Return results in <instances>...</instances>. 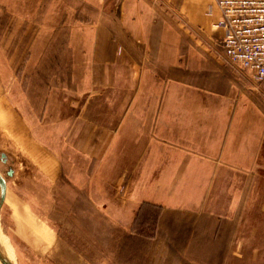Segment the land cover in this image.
I'll return each mask as SVG.
<instances>
[{
  "label": "crops",
  "instance_id": "1",
  "mask_svg": "<svg viewBox=\"0 0 264 264\" xmlns=\"http://www.w3.org/2000/svg\"><path fill=\"white\" fill-rule=\"evenodd\" d=\"M219 1L123 0L122 20L129 21L126 26L136 41L159 44L158 61L177 71L157 76L149 64L126 55L115 64L98 65L104 70L103 77L115 75L116 82H112L111 91L109 84H101L105 122L99 125L97 146L100 154L107 151L91 181L90 197L126 230L133 228L143 206L235 222V231L227 238L224 264H242L253 262L259 258L256 253L261 254V249L245 252L244 247L251 246L258 229L264 228V199L256 200L259 182L264 179V111L254 96L256 88L263 94L264 88L255 87L250 74L227 61L224 31L217 27L221 20ZM172 22L184 27L208 59H197L191 51L187 63L181 64L180 39ZM94 36L91 29L72 32V45L78 54L74 64L78 84L83 76L86 81L94 68L89 55L79 60L81 50L91 53ZM61 94L52 92L47 118L54 116L64 129L72 113L63 114L62 108L66 104L71 110L74 103L71 99L61 103ZM76 95L73 100L82 96ZM130 99L132 107L125 113ZM7 113L9 122L0 124L6 132H1L14 142L17 151L35 152L39 147L29 135L26 119L19 110L9 108ZM96 139L93 132L87 149L93 148ZM44 154L45 161L51 162L44 173L39 175L38 157L31 164L53 185L59 179V161ZM8 175L0 172L7 182L0 225L4 222L12 230L9 241L16 259L22 262L26 254L34 256L32 250L39 249V211L33 205H19L5 219L8 179L16 172ZM245 227L248 231L244 235Z\"/></svg>",
  "mask_w": 264,
  "mask_h": 264
},
{
  "label": "rangeland",
  "instance_id": "2",
  "mask_svg": "<svg viewBox=\"0 0 264 264\" xmlns=\"http://www.w3.org/2000/svg\"><path fill=\"white\" fill-rule=\"evenodd\" d=\"M122 5L123 0H0V124L9 122L7 109L19 110L27 121L29 135L39 147L29 154L17 151L0 126V172L5 176L16 172L15 178L8 179L5 219L19 205H33L39 211V249L32 250L34 256L26 254L22 262L16 259L9 241L12 230L4 222L0 225L2 241L11 248L15 264L225 262L226 243L231 231H235V222H219L202 214L197 217L194 213H165L143 206L133 228L126 230L90 197L91 181L99 173L107 151L100 154L97 146L99 125L105 122L101 84H109L111 91L116 82L115 75L103 77L104 70L98 65L115 64L126 55L149 64L150 71L157 76L166 77L170 71H177L158 61L159 44L136 41L126 26L129 21L122 20ZM172 28L180 39L181 64L187 63L191 51L197 59H208L206 51L184 27L172 22ZM74 29H91L95 35L91 53L87 49L79 53L80 61L89 55L94 67L86 81L81 77L80 84L74 79L78 59L72 45ZM148 48L152 51H147ZM259 89L254 90V96L264 111V94ZM55 91L63 92L59 96L61 103L69 99L74 103L71 110L66 104L62 108L63 114L72 113L64 129L54 116L47 118L50 97ZM75 94L82 96L73 100ZM132 102L130 99L125 113ZM93 132L97 139L90 150L87 143ZM44 152L59 161V179L53 185L39 176L48 169L44 170L45 166H51V162L45 161ZM36 157L39 175L31 164ZM259 184L257 201L258 197L264 199V179ZM246 231L248 228H243L244 235ZM257 234L253 244L244 249L245 252L261 249V254L256 253L259 258L253 262L242 264H264V228L258 229ZM52 236L57 237L56 241Z\"/></svg>",
  "mask_w": 264,
  "mask_h": 264
},
{
  "label": "built area",
  "instance_id": "3",
  "mask_svg": "<svg viewBox=\"0 0 264 264\" xmlns=\"http://www.w3.org/2000/svg\"><path fill=\"white\" fill-rule=\"evenodd\" d=\"M227 61L264 88V0H220Z\"/></svg>",
  "mask_w": 264,
  "mask_h": 264
},
{
  "label": "bare ground",
  "instance_id": "4",
  "mask_svg": "<svg viewBox=\"0 0 264 264\" xmlns=\"http://www.w3.org/2000/svg\"><path fill=\"white\" fill-rule=\"evenodd\" d=\"M0 203H1V201H0ZM0 252L9 261V264H14L13 263L12 250L8 246L7 242L2 241L1 234H0Z\"/></svg>",
  "mask_w": 264,
  "mask_h": 264
},
{
  "label": "water",
  "instance_id": "5",
  "mask_svg": "<svg viewBox=\"0 0 264 264\" xmlns=\"http://www.w3.org/2000/svg\"><path fill=\"white\" fill-rule=\"evenodd\" d=\"M0 192H1V195H2V201L0 203V212H1V209L3 207V204H4L5 199H6V195H7V189H6V195H4V184H3V181H0ZM0 264H9V261L2 255L1 252H0Z\"/></svg>",
  "mask_w": 264,
  "mask_h": 264
},
{
  "label": "snow or ice",
  "instance_id": "6",
  "mask_svg": "<svg viewBox=\"0 0 264 264\" xmlns=\"http://www.w3.org/2000/svg\"><path fill=\"white\" fill-rule=\"evenodd\" d=\"M0 181H3V184H4V195H6V189H7V182L4 181L3 177L0 176Z\"/></svg>",
  "mask_w": 264,
  "mask_h": 264
}]
</instances>
